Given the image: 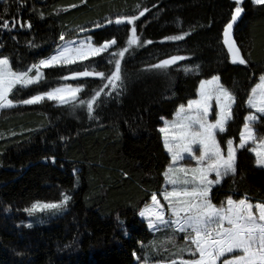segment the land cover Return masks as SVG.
I'll use <instances>...</instances> for the list:
<instances>
[{
	"label": "trees",
	"instance_id": "trees-1",
	"mask_svg": "<svg viewBox=\"0 0 264 264\" xmlns=\"http://www.w3.org/2000/svg\"><path fill=\"white\" fill-rule=\"evenodd\" d=\"M4 6L5 0L0 1V13ZM234 6L235 0H26L17 12L16 0H10L7 18L15 15L32 25L0 30V57H8L14 71H27L65 40L91 37L97 44L114 37L117 44L109 52L127 47L131 25L115 24L122 15H137L138 35L152 43L133 45L125 53L122 88L111 97L106 93L112 89H105L91 116L86 105L47 99L0 111V264H141L144 259L180 264L181 256L192 258L180 251L186 247L184 233L177 231L175 240L166 242L173 229L153 232L139 213L151 205L152 193L164 203L163 192L169 188L162 120L196 98L201 80L219 76L235 96L232 118L219 136L223 146L227 139L239 145L251 111L248 97L264 75V5L247 0L233 25L246 64L233 63L223 44V26ZM143 7L149 11L139 16ZM183 33L187 35L180 40L165 39ZM175 55L184 59L167 68L150 67ZM108 59L105 52L45 69L39 83L19 95L18 87L10 99L70 84L84 87L79 98L88 100L101 78H73L70 73L85 68L107 73L113 69ZM253 128L256 138L263 139L264 119ZM251 149H237L236 173L212 189L218 207L229 196L264 202V168L257 166ZM183 162L195 163L191 158ZM64 194L71 196L67 204H61ZM37 202L60 207L28 211ZM153 240L157 248L149 250Z\"/></svg>",
	"mask_w": 264,
	"mask_h": 264
},
{
	"label": "snow or ice",
	"instance_id": "snow-or-ice-1",
	"mask_svg": "<svg viewBox=\"0 0 264 264\" xmlns=\"http://www.w3.org/2000/svg\"><path fill=\"white\" fill-rule=\"evenodd\" d=\"M17 12L19 7L26 3V0H16ZM256 5H264V0H253ZM76 7V5H70ZM33 10L34 7H33ZM149 9L143 7L139 11V16H143ZM244 11V0H235L234 11L231 18L223 26V44L227 46V51L231 54L233 63L246 64L247 60L241 55V50L237 46L233 37V25L238 17ZM10 12V0H5V6L0 13V30H9L15 28L17 24L21 28H31V22L26 24L15 15L11 19L7 18ZM41 16L43 12L39 13ZM137 15H122L115 19V24L120 25L127 22L131 25V36L127 39V47H119L114 52L109 50L117 44L113 38L104 39L102 43H81L73 47L74 42H68L67 46L62 47L55 55L40 60L38 65L33 68L53 67L60 64H74L77 61L87 60L89 57L101 56L108 52L110 59L108 63L113 64V69L107 73L98 71L95 68H85L84 70L71 71L73 78L77 77H100L102 83L93 90V94L88 100L78 97L81 87H72L66 85L63 87H54L50 91L38 92L30 98L9 99V94L17 85V95L23 89L41 79L42 73L37 72L30 75L26 70L14 71L8 57L0 58V109L14 107L16 103L24 105H33L47 99L56 101L61 105L72 104L75 106L86 105L87 112L91 114L95 111L98 98L101 97L105 89L111 88L112 91L106 93L111 97L113 92H117L123 86L121 75V61L125 53L135 45L142 46L143 43H152L151 40L142 41L137 33L136 20ZM108 24L113 21L109 19ZM95 27H102L96 24ZM182 35H172L165 37L167 40H180ZM63 39V35L60 37ZM91 38H89L90 40ZM2 46V45H0ZM36 46V45H32ZM182 56H171L159 61L157 64L150 65L151 68H167L176 61L182 60ZM186 71H193L187 68ZM195 71H199L196 66ZM220 77L213 76L211 80H202L200 82V98L190 100L185 105H179V110L175 113L174 121H165V126L159 130L163 133L164 146L172 155V160L183 159V153L191 154L198 166L188 169L180 167L179 169L170 166L164 173L172 189L163 192V199L167 201V207L171 211L170 216H166L165 205L161 204L156 193L151 195V206H145L139 213L141 217L147 219V225L153 232L161 229H173V234L166 236L165 241L175 240V233L178 231L185 234L186 247L181 248V252H190L192 258L184 259L180 257V264H218L220 258L226 253L233 254L231 258L223 260L222 264H264V202L253 204L247 196L243 199L235 200L231 196L227 197L226 204L217 206L213 203L210 196L213 185L220 183L224 176L236 173V152L234 141L227 139V151L221 148L220 142L216 137V130L226 131L227 121L232 117V105L235 103V96L227 88L219 83ZM252 95L248 98L247 104L256 113L264 114V75L260 77V83L252 90ZM215 97L219 104V113L214 122L209 121L208 114L211 108L210 101ZM102 99L99 104H103ZM259 119H264L252 112L246 117L248 123L243 125V131L240 133L239 148H244L245 144L251 140L256 143V136L252 123ZM201 146V154L196 155L193 145ZM252 152L256 155V163L264 166V139L259 141L257 147H252ZM215 173L216 179H210V174ZM179 186V187H178ZM71 196L64 194L61 204H67ZM60 207L57 203L37 202L28 211L36 209H56ZM258 209L257 212L254 211ZM157 248V241L153 240L149 250ZM158 250V249H157ZM141 261V257H136ZM141 264H149L147 259L141 261ZM163 264V261L155 262ZM170 264H177L175 259Z\"/></svg>",
	"mask_w": 264,
	"mask_h": 264
},
{
	"label": "rangeland",
	"instance_id": "rangeland-1",
	"mask_svg": "<svg viewBox=\"0 0 264 264\" xmlns=\"http://www.w3.org/2000/svg\"><path fill=\"white\" fill-rule=\"evenodd\" d=\"M0 1H2V0H0ZM246 1L247 0H244V4L246 3ZM253 1V0H252ZM89 38H91V37H84V38H75V39H70V40H65V41H63L58 47H57V49H56V51H55V53H53L52 55H55L56 53H57V51L59 50V49H61L62 47H64V46H67V43L68 42H74L73 43V47H75V46H78L79 44H81V43H88V42H90V43H93V39L91 38L90 40H89ZM94 44V43H93ZM0 58H3V57H0ZM89 58H91V57H89ZM46 59V58H45ZM9 61H10V59H9ZM10 64H11V61H10ZM39 64V63H38ZM38 64H36V65H38ZM60 65H65V64H60ZM60 65H56V66H60ZM67 65H69V64H67ZM54 67V66H53ZM48 68H51V67H43V66H41L39 69H37V68H33V67H31L30 69H28L27 71L29 72V74L30 75H35L37 72H39V73H42V76H41V79L38 81V82H35V83H33V84H36V83H39L42 79H43V77H44V73H45V69H48ZM194 70V69H193ZM204 80H211V78L210 79H204ZM202 81V80H201ZM219 83L220 84H222L221 83V80L219 81ZM259 83H260V81H259ZM258 83V84H259ZM33 84H31V85H33ZM31 85H28V86H26V87H29V86H31ZM66 85H70V84H66ZM66 85H62V86H59V87H63V86H66ZM257 85V84H256ZM256 85L254 86V87H256ZM72 87H77V86H75V85H71ZM18 87H21L20 85H17L15 88H13V90H12V92L9 94V99H10V95L13 93V91L14 90H16ZM81 87V91L84 89V87H82V86H80ZM253 87V88H254ZM79 94L80 93H78L77 95H78V97H79ZM252 95V91H251V93H250V95H249V97ZM248 97V98H249ZM200 98V83H199V86H198V90H197V96H196V98L195 99H193V100H198ZM56 102V101H55ZM57 104H59L58 102H56ZM235 104V103H234ZM234 104L232 105V112H233V107H234ZM15 105H17V103L15 104ZM61 105V104H60ZM66 105V104H65ZM210 105H211V108H210V111H209V114H208V119H209V121H212V122H214V120L215 119H217V118H219L218 117V113H219V104H218V102H217V100L215 99V97H213V99L210 101ZM247 106H248V104H247ZM185 107H187V104L185 105ZM249 107V106H248ZM250 108V107H249ZM4 109H6V108H4ZM2 109H0V111H1ZM179 110V108L177 109V111ZM250 112H252V113H254V114H256V115H260V113H256V110L255 109H251L250 108ZM176 111V112H177ZM175 112V113H176ZM262 115H264V114H262ZM232 118V117H231ZM231 118L227 121V124H228V122L231 120ZM176 119V115L174 114L173 115V117L172 118H164L163 120H162V122H163V125L161 126V127H163V126H165V121H169V122H171V121H174ZM246 123H248V121L246 120ZM253 123H255V122H253ZM253 123H252V127H253ZM227 124H226V130H227ZM160 127V128H161ZM254 129V128H253ZM243 131V130H242ZM226 131H224V132H220L218 129L216 130V137H217V140L220 142V145H221V148L222 149H224L225 150V153H226V151H227V145L226 146H223L222 145V142H221V138H220V136H219V133H225ZM254 134H255V130H254ZM255 136H256V134H255ZM162 137H163V133H162ZM257 137V136H256ZM264 139V138H263ZM260 140H262V139H257L256 138V143H253V141H251V140H249L246 144H245V147L246 146H248V145H252V147H257L258 145H259V141ZM163 143H164V140H163ZM234 147H236L237 149L239 148V146H236L235 144H234ZM165 149H166V151H167V153L169 154V156H170V163H169V165H168V167H167V170H168V168L170 167V166H174L175 168H177V169H179L180 167H185V168H188V169H191V168H194V167H197L198 166V162L196 161V159L191 155V154H189V153H183L182 155H183V159H180V160H178V161H176L175 163L173 162V160H172V155H171V153H169L168 152V150H167V148L165 147ZM193 150H194V152L196 153V155H200L201 154V151H202V149H201V146L200 145H193ZM254 153V152H253ZM255 154V153H254ZM256 156V155H255ZM236 157H237V152H236ZM187 158H191V159H193L194 161H195V163L193 164V163H191V162H187V163H184L183 162V160L184 159H187ZM237 160V159H236ZM257 166L258 167H262V168H264V166H262V165H258L257 164ZM210 179H216V176H215V173H211L210 174V177H209ZM223 179V178H222ZM222 179H221V181H220V183H218V184H215V185H213V187H212V189H214V188H216L218 185H220L221 183H222ZM166 184L169 186V188L167 189V190H171L172 189V185L171 184H169L168 183V181H167V178H166ZM179 187V186H178ZM212 189H211V191H212ZM161 202V201H160ZM43 204V203H42ZM161 204H163V205H165V212L166 213H169L170 215H171V211H170V209L167 207V201H165L164 200V203H162L161 202ZM151 206V205H150ZM149 206V207H150ZM41 211H47V210H49L48 208H44V209H40ZM36 210H34V211H32V212H35ZM254 211L255 212H257V214H258V209H255L254 208ZM143 220H146L147 221V219L145 218V217H141ZM30 223L31 224H33V220L31 219L30 220ZM233 254H229V253H226L225 254V256H223V257H221L220 258V261H218V264H222V262H223V260L224 259H226V258H231V256H232ZM163 264H165V263H163Z\"/></svg>",
	"mask_w": 264,
	"mask_h": 264
},
{
	"label": "water",
	"instance_id": "water-1",
	"mask_svg": "<svg viewBox=\"0 0 264 264\" xmlns=\"http://www.w3.org/2000/svg\"><path fill=\"white\" fill-rule=\"evenodd\" d=\"M241 16V15H240ZM240 16L238 17V19H237V21H236V23L234 24V25H236L237 24V22L239 21V19H240Z\"/></svg>",
	"mask_w": 264,
	"mask_h": 264
},
{
	"label": "crops",
	"instance_id": "crops-1",
	"mask_svg": "<svg viewBox=\"0 0 264 264\" xmlns=\"http://www.w3.org/2000/svg\"><path fill=\"white\" fill-rule=\"evenodd\" d=\"M166 216H170V214L169 213H166Z\"/></svg>",
	"mask_w": 264,
	"mask_h": 264
}]
</instances>
